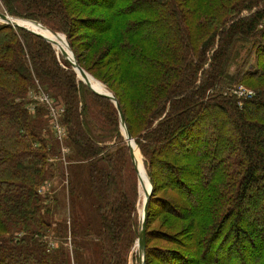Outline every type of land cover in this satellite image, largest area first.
<instances>
[{
	"label": "trees",
	"instance_id": "obj_1",
	"mask_svg": "<svg viewBox=\"0 0 264 264\" xmlns=\"http://www.w3.org/2000/svg\"><path fill=\"white\" fill-rule=\"evenodd\" d=\"M76 1L108 16L74 17L64 0H0V11L64 34L80 66L117 97L152 186L146 264H264V87L252 99L233 94L264 79V0ZM135 15L144 17L131 21ZM107 33L113 42L104 65L118 67L125 104L77 53ZM55 48L0 24V264H85L90 223L69 228L55 199L39 191L65 167L49 161L61 149L47 106L29 109L35 80L65 102L68 170L88 171L98 264H131L145 182L106 91L79 80ZM76 181L77 173L74 199ZM248 203L256 210L246 219ZM160 215L189 225L181 233L152 229ZM133 260L141 264L140 249Z\"/></svg>",
	"mask_w": 264,
	"mask_h": 264
},
{
	"label": "rangeland",
	"instance_id": "obj_2",
	"mask_svg": "<svg viewBox=\"0 0 264 264\" xmlns=\"http://www.w3.org/2000/svg\"><path fill=\"white\" fill-rule=\"evenodd\" d=\"M65 4L69 7L70 13L73 14L74 17L78 18H106L108 16V13L102 10L97 9L96 7H82L80 3H78L76 0H64ZM183 3L189 0H181ZM4 13H7L3 8L1 10ZM10 16V15H9ZM12 17V16H11ZM144 16L142 15H135L130 18L131 21L135 19H141ZM24 20V19H22ZM27 21V20H26ZM0 24L7 25L4 21L0 20ZM15 28V27H14ZM16 29V28H15ZM84 30H81L80 33L83 34ZM61 36L66 37L64 34L59 33ZM65 41V38H64ZM112 36L107 33L103 35L96 36L94 40L91 42L88 49H80L81 46L77 48V53L80 56V59H82V65L87 69H92L94 74L98 76L100 79L106 81L109 83L110 86L115 88L116 91L119 92L120 96L123 99L124 104L127 103V89L124 85H119L118 83V67L115 66L116 64L111 65H104V62H106V52L110 49L112 45ZM81 43H85V40H83ZM58 48V47H57ZM57 48V54L60 55V50ZM67 49V47L65 48ZM68 50V49H67ZM73 52V50H72ZM62 53V52H61ZM74 54V53H73ZM75 56V54H74ZM76 58V56H75ZM77 60V59H76ZM101 65V68L99 67ZM77 74V73H76ZM90 74V73H89ZM91 75V74H90ZM93 76V75H91ZM77 77L79 80H83L78 74ZM94 77V76H93ZM96 79V78H95ZM98 80V79H97ZM35 86L30 88L28 91V99L31 100V109L30 111L32 113L36 112L38 104L46 105L48 108V116L50 121L48 122V129L51 132V135L59 141L60 143V149H61V156L57 160V158H51L50 162L60 161L63 164V167H65V173L64 177L57 176L54 177L52 180H48L47 184L43 186V190H39L42 194H48L52 198L55 199V202L53 204V207L56 209V211L59 213L57 218H65L67 219V225L71 226V223H74L75 220H78L80 223L91 225V230L87 229L84 231L87 233L85 235V249L86 253L84 255L85 264H98V249L99 244L96 239V231L98 229V218L96 216V213L94 212V207L92 206V202L90 200L89 196V182H88V171L85 167H81L79 165L73 173H71L68 170V166L72 164V162L67 161V157L71 153L70 147L67 146L66 140L68 139V131L67 128L61 124L60 120L62 116L64 115V112L66 110L65 102L62 99L57 100L51 93L46 91L37 80H35ZM86 82L85 80H83ZM100 81V80H98ZM101 82V81H100ZM89 84L88 82H86ZM103 83V82H101ZM104 84V83H103ZM105 85V84H104ZM107 86V85H106ZM241 86L246 90L256 95V89L264 87V79L258 80V81H249L246 83L241 84ZM107 88H109L107 86ZM110 91H112L109 88ZM113 92V91H112ZM114 93V92H113ZM47 97L52 102L50 103L51 108L56 110L60 107L64 108V112L61 114L59 118V123L62 128L65 129L67 132V137L63 140H60L58 137L57 132L53 129L51 125V118H50V106L42 102L39 98ZM238 98V97H237ZM239 99V98H238ZM133 138V137H132ZM134 139V138H133ZM135 141V139H134ZM136 144V142H135ZM137 145V144H136ZM139 151V148H138ZM71 173V175H70ZM77 173V181L76 184L74 183L76 190H77V198L74 199L69 194V187H70V181L71 178ZM74 174V175H73ZM170 195H173L170 193ZM175 197V196H174ZM144 193L141 190V199L139 202V210H140V216L142 212V203H143ZM261 197L258 198V201ZM255 202V199H254ZM141 203V205H140ZM257 204V203H256ZM246 212L245 217L246 219H249L251 216L255 215V208L252 204H246L245 206ZM92 221V222H91ZM187 222H182L180 220H177L170 216H159L155 219L154 223L152 224V229H159L161 226L167 230H170L172 232L181 233L188 227ZM21 235H18V237ZM69 241L71 242V238H69ZM138 241V240H137ZM137 241L132 249V255L130 256V263L133 264V256L137 252L138 253V246ZM156 244L155 242H153ZM50 248H56L57 244L55 242H52V240H49L48 242ZM69 247L71 248V244H69ZM82 264H84L82 262Z\"/></svg>",
	"mask_w": 264,
	"mask_h": 264
},
{
	"label": "water",
	"instance_id": "obj_3",
	"mask_svg": "<svg viewBox=\"0 0 264 264\" xmlns=\"http://www.w3.org/2000/svg\"><path fill=\"white\" fill-rule=\"evenodd\" d=\"M0 20L4 21L8 25H12L15 28L24 29V30H27V31L35 34V35H39L42 38H44L45 40L56 44L57 47L59 44H62L64 46L66 45L68 50L67 51L62 50L61 52L70 61L73 70L83 80L88 82L90 85H92L90 79H93L97 83L101 84L104 87V89H106L105 91H106L108 98L115 105L117 112L119 114L122 134H123V136L127 142V145L131 151L132 158H133V160L137 166V169L139 171V176L143 170V172L145 173V176L147 177L148 184H149V188L148 189L146 188L145 193H144L145 198H144V201L142 203L140 235H139V238L137 241V246L140 249L141 264H146V219H147L148 202H149L150 196L152 194V186H151V182H150V179L148 177V174L145 170L143 161L139 157L138 146L135 144V141L132 138V136L129 133V130L127 128L126 121H125V118H124V115H123V112H122V109H121V106H120V103H119L117 97L115 96V94L112 91L109 90V88H107L106 85H104L103 83H101L100 81L95 79L93 76H91L89 73H87L80 66V64L78 63V61L76 60V58L72 52V49H71V46L69 44L67 37H64L65 41H62L61 37H63V36H61L59 33H55L53 31L47 30V29H42V28L38 27L33 22L22 20V19L15 18V17H11L7 13H4L2 11H0Z\"/></svg>",
	"mask_w": 264,
	"mask_h": 264
},
{
	"label": "built area",
	"instance_id": "obj_4",
	"mask_svg": "<svg viewBox=\"0 0 264 264\" xmlns=\"http://www.w3.org/2000/svg\"><path fill=\"white\" fill-rule=\"evenodd\" d=\"M233 94L238 97L241 100H247V99H252L254 97V94L246 91L241 85L237 86L233 90ZM42 102L47 103L49 106L51 105L50 103L52 102L49 100L47 97L39 98ZM31 109V106H30ZM64 112V108L60 107L56 110L52 109L50 106V118H51V125L53 129L57 132L58 137L60 140H63L64 138L67 137V132L65 131L64 128L61 127L59 123V118L61 114Z\"/></svg>",
	"mask_w": 264,
	"mask_h": 264
},
{
	"label": "bare ground",
	"instance_id": "obj_5",
	"mask_svg": "<svg viewBox=\"0 0 264 264\" xmlns=\"http://www.w3.org/2000/svg\"><path fill=\"white\" fill-rule=\"evenodd\" d=\"M61 39H62V38H61ZM58 47H59L60 51H62V50L67 51V49H65V48L63 47L62 44H59ZM90 81H92L94 84H96L99 88H101V89H103V90H106V89H104V87H103L101 84L97 83V82L94 81L93 79H90ZM139 157H140V154H139ZM140 158H141V157H140ZM141 176H142V178H143V180H144V182H145V189H146V188L148 189V188H149L148 180H147V177L145 176V173L143 172V170H142V172H141Z\"/></svg>",
	"mask_w": 264,
	"mask_h": 264
}]
</instances>
